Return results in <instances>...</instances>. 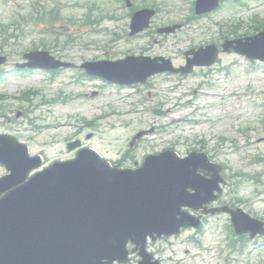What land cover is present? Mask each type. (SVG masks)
Segmentation results:
<instances>
[{
    "label": "rangeland",
    "instance_id": "obj_1",
    "mask_svg": "<svg viewBox=\"0 0 264 264\" xmlns=\"http://www.w3.org/2000/svg\"><path fill=\"white\" fill-rule=\"evenodd\" d=\"M93 1L97 0L0 1V53L16 63L28 48L59 39L57 48L50 51L77 65L145 55L172 57L175 65L180 66L184 64L186 50L218 40L219 24L226 31L244 35L253 32L255 15L264 17V0H247V9L225 3L218 12L191 22L172 36L145 32L128 39L122 29L129 30V25L125 26L130 23L129 11L121 7L114 9L121 18L119 22L101 18L95 12L99 23L80 29L67 23L53 28L43 22L45 17L39 19L54 10L60 18L79 21ZM132 1L137 6L142 0ZM148 1L153 2L157 11L151 28L155 30L186 22L188 14L192 16L190 10L196 0ZM12 20L16 24L9 33L17 38L13 43H3L2 28ZM107 32L120 35V39L110 42ZM252 64L235 54H222L220 62L211 69H199L187 77L156 76L135 89L105 87L100 81L74 82L72 76L65 74L53 82L44 75L41 79L39 76L21 79L13 74L0 81V96L7 98L3 102L5 107L13 110L14 115L34 105L40 107L29 115L32 125L0 124V133L25 142L33 155L42 154L48 163L75 156V152L66 150V144L77 139L84 147L93 148L115 162L124 158L136 133L154 128L155 133L138 142L127 155L125 168L140 165L146 155L169 148L180 156L193 150L204 151L223 167L221 174L226 181L221 199L214 206L241 207L264 221V64ZM29 89L39 92L28 97L32 106L22 98V93ZM93 92H98L96 98L91 97ZM132 96L140 104L118 102ZM55 98L58 103L41 105ZM83 120L93 122L94 126ZM3 173L0 169V175ZM230 226L227 215L206 217L200 231L186 230L179 237L151 243L148 250L160 264H264V239L247 242L242 254L230 253L229 242L238 239L230 232ZM136 262L133 257L131 264Z\"/></svg>",
    "mask_w": 264,
    "mask_h": 264
},
{
    "label": "water",
    "instance_id": "obj_2",
    "mask_svg": "<svg viewBox=\"0 0 264 264\" xmlns=\"http://www.w3.org/2000/svg\"><path fill=\"white\" fill-rule=\"evenodd\" d=\"M134 27L142 29L138 22ZM225 48L264 60V34L246 43L227 42ZM191 53L197 65H210L217 57L214 47ZM138 62L127 59L85 67L90 74L118 82L145 81L158 69L150 60L142 68ZM13 154V147L0 143V164L8 170L13 168L9 165ZM27 167L28 172L33 169ZM200 168L213 172L214 179L200 177ZM214 168L206 161L194 164L193 158L179 160L164 154L148 159L139 171L120 172L91 152H83L75 165H56L30 181L27 173L14 170L0 180V264L125 262L130 241L142 246L141 264H153L144 253L147 237L170 236L181 227L198 226L180 210L184 206L200 209L216 199L213 192L219 191V177ZM233 216L239 233L262 232V223L241 212Z\"/></svg>",
    "mask_w": 264,
    "mask_h": 264
}]
</instances>
